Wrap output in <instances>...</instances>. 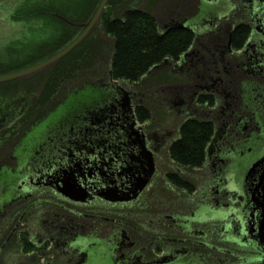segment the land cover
I'll return each instance as SVG.
<instances>
[{
    "label": "flooded vegetation",
    "instance_id": "flooded-vegetation-1",
    "mask_svg": "<svg viewBox=\"0 0 264 264\" xmlns=\"http://www.w3.org/2000/svg\"><path fill=\"white\" fill-rule=\"evenodd\" d=\"M54 2L0 0V13L8 10L0 14V75L68 43L57 20L71 18L15 15ZM166 10L167 24L156 19L162 32L193 34L176 60L159 64L174 63L169 97L181 121L212 126L204 162L184 169L168 159L171 132L138 120L133 90L134 118L120 108L105 71L61 95H42L55 63L0 82V264H264V231L245 232L251 199L264 198V3L178 0ZM85 91L94 94L88 104L50 123ZM150 159L152 173L134 192Z\"/></svg>",
    "mask_w": 264,
    "mask_h": 264
},
{
    "label": "trees",
    "instance_id": "trees-1",
    "mask_svg": "<svg viewBox=\"0 0 264 264\" xmlns=\"http://www.w3.org/2000/svg\"><path fill=\"white\" fill-rule=\"evenodd\" d=\"M98 1L55 0L49 5L26 4L19 7L15 15H21L23 20H27V16H49L53 13L71 18L70 25L57 20L62 26L58 30L67 31L65 42H69L80 30L76 25L83 26L88 21ZM137 3L138 0H109L88 35L44 71L51 82L46 84L42 95L52 92L61 95L83 79L97 77L104 71L114 80L139 81L151 67L166 58L176 60L192 42V32L185 28H170L162 32L151 9ZM118 7L124 9L120 15H115ZM58 49L56 47L55 52ZM44 58L47 57L40 56V59ZM135 111L139 121L149 118L147 107L139 105ZM211 135L212 126L204 119L181 121L177 136L168 146L170 160L184 169L199 167L204 162Z\"/></svg>",
    "mask_w": 264,
    "mask_h": 264
},
{
    "label": "rangeland",
    "instance_id": "rangeland-1",
    "mask_svg": "<svg viewBox=\"0 0 264 264\" xmlns=\"http://www.w3.org/2000/svg\"><path fill=\"white\" fill-rule=\"evenodd\" d=\"M176 2H178V0H138L137 5L140 7H149L158 20L159 26L162 27L167 24L170 19V15L167 13L166 9H168L170 5H173ZM123 9L122 7H118L114 14L120 15ZM3 10L4 11L0 14L8 12L6 7ZM81 28L82 27H80V30ZM4 29L11 30V28H8L7 26H4ZM58 48L60 49L61 47ZM173 64V62L171 64L168 63V65L159 64L160 66L156 65L150 68L148 72L149 75H144L142 82L139 85L137 84V86H133L125 81L118 80V82H120V85L123 86L126 90L128 89L135 91L137 93L136 98L140 97V105L148 108L150 117V122L148 123L152 130L155 131L158 129L162 132H171V137H169L166 141L167 145H169V142L177 136L178 125L182 120V117H180L179 114V109L177 108V104L173 105L172 102L177 101V97L174 95L169 97V93L171 91H174L176 93L177 90V76L175 75L176 71L171 69ZM89 72L90 71H88V73ZM52 88L53 87H51V90ZM92 94H88V96H86V91L83 93H79L77 99L73 104L70 103L71 97L66 99L65 101L67 103L65 102V105L63 104L55 110L53 115H57L50 120V123L52 124L53 122L56 123L58 121L57 119L59 118V112H65V110H79L81 105L88 104L92 99ZM165 97H167L168 99L170 98V101H168L167 99V102H165ZM166 156L169 159L168 151L166 152Z\"/></svg>",
    "mask_w": 264,
    "mask_h": 264
},
{
    "label": "water",
    "instance_id": "water-1",
    "mask_svg": "<svg viewBox=\"0 0 264 264\" xmlns=\"http://www.w3.org/2000/svg\"><path fill=\"white\" fill-rule=\"evenodd\" d=\"M108 1L109 0H99L98 1L93 13L91 14L90 18L88 19V21L82 26L81 30L77 33V35L74 38H72L66 45L61 47L59 50H57L52 55L48 56L47 58L41 60L40 62H38L32 66L26 67V68L21 69V70H17V71H13V72H9V73L0 75V82L10 80V79H14V78H17L20 76L28 75L30 73L36 72V71L46 67L47 65L53 64L56 61H58L65 54H67L70 50H72L76 45H78L88 35V33L93 28V26L96 24V22L102 16L103 10H104L105 6L107 5ZM260 1L262 3H264V0H260ZM156 65H154V66H156ZM112 82H113V84H115L116 90L121 95L120 102L118 103L119 107L122 108L123 110L126 109V111L128 113H130L131 117L134 118L132 106H130V105L128 106V92H127V90L123 86L120 85V82H118V80H115ZM133 121H135V120H133ZM152 169L153 168H152V163H151V159H150L148 172L145 175V177H143V179H141L139 184L135 187V191L133 190L134 192H136L137 190H139L140 188H142L145 185L148 177L152 173ZM251 202H252V204L249 207L250 212H249V216H248V220H247V223L250 227L247 228V226H246L245 232L248 234H253L255 238H259V237H262L261 233L264 231V228L260 227V224H259L261 222V210H263V208H264L263 207L264 198H260V200H258V198H253V199H251ZM263 215H264V213H263Z\"/></svg>",
    "mask_w": 264,
    "mask_h": 264
}]
</instances>
